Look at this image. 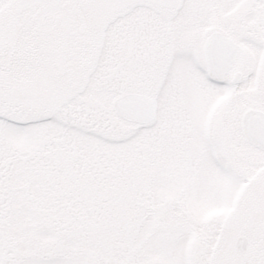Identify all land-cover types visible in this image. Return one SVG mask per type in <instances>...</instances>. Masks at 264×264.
Here are the masks:
<instances>
[{"label": "snow or ice", "instance_id": "1", "mask_svg": "<svg viewBox=\"0 0 264 264\" xmlns=\"http://www.w3.org/2000/svg\"><path fill=\"white\" fill-rule=\"evenodd\" d=\"M0 264H264V0H0Z\"/></svg>", "mask_w": 264, "mask_h": 264}]
</instances>
